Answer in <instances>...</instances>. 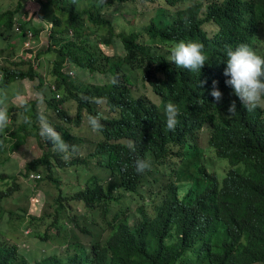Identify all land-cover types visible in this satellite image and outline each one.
<instances>
[{
	"label": "trees",
	"instance_id": "obj_1",
	"mask_svg": "<svg viewBox=\"0 0 264 264\" xmlns=\"http://www.w3.org/2000/svg\"><path fill=\"white\" fill-rule=\"evenodd\" d=\"M118 1L160 5L157 18L143 33L117 34L122 55L107 56L100 48L101 44L111 46L116 35L111 21L101 16L107 7L103 1L81 12L76 0H48L42 3L39 16L53 24L47 52L55 53L56 60L50 77L39 75V64L34 67L31 62L23 63L29 65L26 71L0 66V92L29 81L41 96L23 107H9L10 124L22 121L18 130L8 126L0 133V152L11 155L17 146L16 134L31 123L33 133L27 136L37 139L44 153L25 170L28 174L43 171L41 181L55 184L58 196L40 216L29 215L24 208L20 209L23 217L13 211L8 214L27 219L31 235L41 243L68 249L65 256L25 263L18 256V246L0 238V264H264V109L243 108L234 89L225 83L230 77L224 76L229 48L246 44L264 57V0ZM58 7L60 16L53 11ZM21 10L19 4L0 14V30H4L0 39L17 37L12 32ZM158 11L169 19L160 20ZM85 17L95 26L109 27V36L97 39V31L90 34ZM207 25L216 28L213 35L205 30ZM20 27L22 41L28 30L38 37L43 28H28L24 23ZM181 41L203 45L207 59L201 71L191 72L169 61L172 46ZM27 53L29 58L31 52ZM66 62L71 74L64 72ZM71 67L100 74L107 81L83 85L72 79ZM213 81L222 93L219 103L210 95ZM202 82L206 83L201 86ZM138 83L148 84L159 103L135 94ZM52 87L64 91L61 99H56ZM97 100H105L109 111H99ZM232 101L237 110L229 118ZM168 102L180 109L174 130L166 126ZM73 103L74 116L68 110ZM41 105L43 111L38 109ZM90 115L103 128L102 140L90 144L95 153L81 162L88 166L80 165L79 159L66 160L40 135V116H45L79 154L84 139L72 133ZM204 134L208 137L205 147L201 145ZM210 155L229 163L221 181L208 166ZM99 160V169L105 173L95 171L83 187L75 190L71 183L74 190L68 189L72 179L95 170ZM137 160H150L151 170L137 173ZM65 174L67 186L62 184ZM0 178L15 180L14 176ZM11 193L0 192V222ZM151 194L149 210L145 200ZM66 200L83 206L87 213L72 209Z\"/></svg>",
	"mask_w": 264,
	"mask_h": 264
},
{
	"label": "rangeland",
	"instance_id": "obj_2",
	"mask_svg": "<svg viewBox=\"0 0 264 264\" xmlns=\"http://www.w3.org/2000/svg\"><path fill=\"white\" fill-rule=\"evenodd\" d=\"M107 5L105 7V11L103 12L104 17L107 20H110L112 24L114 25L115 33L117 36L118 33H131L135 32L136 34L143 33V30L148 26L152 20H155L157 18L156 11L158 8H160V5L156 3H145L142 1L137 2H127V3H120L118 0H101ZM106 1V2H105ZM100 2V0H98ZM112 2V3H111ZM77 6H79V10L83 11L86 10V7L89 4V1L87 0H81L80 2H77ZM19 4L17 3V0H0V14H3L4 12L14 10ZM57 15H61L62 13H58L56 10ZM68 13V12H67ZM66 13V16H67ZM28 14V13H27ZM158 18L160 20H168V15L163 11L157 12ZM102 16V15H101ZM70 14H68L67 20H69ZM85 22L90 27V30L88 32L90 34H94V31H97V39H100L101 37H108L109 36V27H98L93 24H91V21L88 17L84 18ZM20 22L18 20L15 21L14 30H13V36H16L18 32H16V26H19ZM52 25L48 23L45 31L36 38L31 39L30 43L31 46H33V50L36 51L37 55L32 53L30 54V57L28 58L31 63L34 64V67H37V73L41 76L47 75L50 77L49 71L53 69V63L56 60V54L53 52H47L48 46H49V37L52 32ZM205 30L208 32L209 35H213L216 32V28L212 25H207L205 27ZM4 30L1 29L0 33ZM113 36V37H115ZM262 38L264 39V32L262 33ZM15 41L14 45L17 48L16 51H13L12 49H9L8 44L12 41ZM0 39V66H5L8 68L16 69V70H27L29 69V65H24L23 63H30L28 61L26 62H20L19 60H23L27 57V43L22 45L20 44V41L18 39ZM11 45V44H10ZM103 51L110 56H113L115 54H123V49L120 46V41L116 39L115 43L110 46H102ZM38 53H41L40 57H38ZM258 55H260L259 52H257ZM18 59H17V57ZM71 69L74 71L75 81L83 84V85H102L107 79L103 77L100 74H93L90 72H82L78 69ZM68 71V70H67ZM66 75V74H65ZM67 76V75H66ZM38 81V80H37ZM38 83V82H36ZM35 83V84H36ZM139 84V88L136 86L134 88V92L137 95H146L153 101L154 103L158 102L159 100L156 98V96L152 93L151 87L148 84H145V87L142 86L141 83ZM34 83H30L29 81H21L17 83V86H15L12 91H7L9 95V107L13 106V104L17 107H23L27 103L33 102L40 98L37 93H35V89L33 87ZM22 91L18 96L14 95V92ZM60 95L63 97L64 91H61ZM99 111H107V103L105 100H97ZM66 107H69L68 104H66ZM39 111H43L44 106H38ZM264 109V108H263ZM70 110L71 115L74 116L76 113L75 105L68 108ZM12 117L10 118V123L13 124ZM28 121H31V119H27ZM22 120H19L18 124L12 126L9 123V127L11 131H16L20 128L19 123ZM27 130L23 131L21 129L20 134H16L14 145L17 143V146L12 149L11 155H5V152H0V176H14L15 180H9V179H2L0 178V192H10L11 196L7 200L4 206V213L5 216L4 219L0 222V232L3 234V236H0L1 239H5L6 241H9L12 245H17L19 252L18 256L20 259L24 260L25 263L29 262H37L40 261L42 257L45 256H51V255H57V256H65L67 253V248L60 247V246H54L48 242L41 243L42 241L39 239H36L31 235V230L27 228V222L28 220L25 219H18L14 216L11 217V215L8 214L9 211H13L14 215H17L19 217H23L24 213L20 209H28L29 215H35L40 216L42 214V211L45 207L48 205L55 204V201L57 200V190L56 186L53 183H48L47 181H37V179H33L29 177L30 174H28L25 170V167L28 163L39 159L43 153L44 149L40 146V143L37 139H35L32 136H27L29 133H33L32 124L27 123ZM74 135H78L79 137L86 136L84 139L83 146H81V150L79 154L71 153L65 157L68 161L73 160H80V165L82 166H88L85 164H82V160L89 161V158H87L88 155L94 154L95 150L94 148L89 144V141H100L102 140V134L100 132H93L89 123H88V116H85L84 121L80 128H75ZM21 137V139H20ZM207 135L204 134L201 140L202 146H207ZM13 145V147H14ZM90 149V150H89ZM212 158L208 159L207 162H210L208 166L211 168V170L216 174L218 179L221 181L223 180L225 176V172L229 168V163L227 160H221L215 157L214 155H210ZM86 159V160H85ZM101 160L97 162V167L95 170H91L86 175H79L78 179H72L70 181V186H67L65 183L69 180V177L67 174L62 175L63 182L62 184H65L69 190H74L73 185H76L77 183L85 184L84 181L90 176L94 175L96 172H102L105 173L104 170L99 169V163ZM91 163V161H90ZM213 163V164H211ZM79 164V163H78ZM94 164V162H93ZM92 166V165H91ZM43 175V171L39 172ZM91 178V177H90ZM188 184V183H186ZM184 193V190H181V194ZM63 195L66 193L63 191ZM140 201V200H139ZM145 202L149 206V210H152L153 208V194L150 195L149 198L145 200ZM66 205L70 206L72 209L79 208V213L86 214V209L83 206L78 205L77 203L69 200L64 202ZM53 232V231H52ZM40 241V242H39ZM84 241V237H82V242Z\"/></svg>",
	"mask_w": 264,
	"mask_h": 264
},
{
	"label": "clouds",
	"instance_id": "obj_3",
	"mask_svg": "<svg viewBox=\"0 0 264 264\" xmlns=\"http://www.w3.org/2000/svg\"><path fill=\"white\" fill-rule=\"evenodd\" d=\"M102 17L106 19L104 15H102ZM50 24L53 28V24ZM22 33L23 31L21 29V33L16 34L22 35ZM36 38L37 37L33 35L32 39ZM28 39L29 38L26 35V39L25 41H23L22 45H24L28 41ZM116 39L120 41V46L124 50L119 36H115L112 38L111 46L115 43ZM102 46L110 47L109 45L101 44L100 48L102 51ZM28 51H30L31 54L34 53L37 55L36 51H34L33 49H27V52ZM103 53L107 55L104 51ZM227 57V66L224 71V76L230 77V79H227L225 81L226 85L234 89L235 96L239 98L243 108H245L246 110L254 111L257 108H264V57L257 55L256 52L250 47H248L246 44L239 45L235 50L229 48L227 51ZM206 59L207 57L203 52V45L198 42L185 43L181 41L179 43H176L174 46H172L171 54L169 56V61L174 62L177 67L187 69L191 72L201 71V69L205 66ZM23 61L30 62L27 57L23 59ZM68 66L69 62H66L64 72L67 74H71L72 72L69 70ZM203 83L206 82H202L201 86H203ZM217 83L218 82L213 81V89L210 92V95L214 98L216 103H219L222 100V93L216 87ZM52 90L56 93V99H61V92H57L55 87H52ZM14 95L18 96L19 91L16 90L14 92ZM57 96H59V98ZM109 109L110 108L108 107V111ZM236 110V102L232 101L231 105L228 108V117L230 118L232 115H234L236 113ZM179 115V107L172 102H168L165 106V116L166 126L169 130L175 129L176 125L179 122L177 119ZM24 122L27 123L29 121L25 119ZM9 123V95L7 91H3L0 92V133L4 132V130L9 126ZM88 123L93 132H100L103 128L97 117L90 115L88 117ZM40 135L49 139L53 144V150L64 153L66 158L70 153H74L77 150L75 145H69L63 140L60 133H58L54 129V127L47 121V118L45 116H40ZM85 137L86 136L84 135L82 138L85 139ZM88 142L90 144L93 142V140L92 142H90L88 138ZM174 160L176 161L178 166H180V162L177 161V158ZM151 167L152 165L150 160L136 161L137 173L143 174L146 170L150 171ZM34 175L40 176L37 181L42 179V175L40 173H32L29 175V177L36 179ZM83 186V184L77 183L75 185V190Z\"/></svg>",
	"mask_w": 264,
	"mask_h": 264
},
{
	"label": "crops",
	"instance_id": "obj_4",
	"mask_svg": "<svg viewBox=\"0 0 264 264\" xmlns=\"http://www.w3.org/2000/svg\"><path fill=\"white\" fill-rule=\"evenodd\" d=\"M48 0H17L18 4L22 5V10H21V16L17 20L21 23L27 24V27H38L41 26L42 28V33L45 31L47 25L49 22H44L41 17L39 16V12L42 8V3H47ZM81 0H76V2H80ZM89 1L88 6L86 7V10L81 11H89L91 8L95 7V4L98 3V0H87ZM101 1V0H100ZM106 2V1H105ZM60 8L58 7V13H62V10H59ZM56 8H53V11H56ZM28 13V14H27ZM32 31V30H31ZM15 39H18L20 41V44H22V39L20 35H17ZM15 41L13 40L8 44L9 49H12L13 51H16L17 48L15 47ZM11 44V45H10Z\"/></svg>",
	"mask_w": 264,
	"mask_h": 264
},
{
	"label": "built area",
	"instance_id": "obj_5",
	"mask_svg": "<svg viewBox=\"0 0 264 264\" xmlns=\"http://www.w3.org/2000/svg\"><path fill=\"white\" fill-rule=\"evenodd\" d=\"M15 30H16V32L21 33L20 26H16V29ZM27 37L29 38L28 41L26 42L27 43V49H33L32 48L33 46H31V43H30V40L33 38V33L30 30L28 31ZM57 97L59 98V96H57ZM34 177L36 179H39L40 178L39 175H34Z\"/></svg>",
	"mask_w": 264,
	"mask_h": 264
}]
</instances>
